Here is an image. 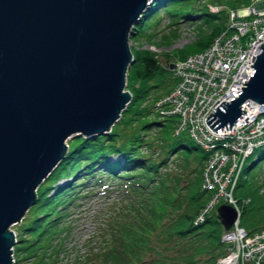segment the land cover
<instances>
[{
    "label": "water",
    "instance_id": "obj_1",
    "mask_svg": "<svg viewBox=\"0 0 264 264\" xmlns=\"http://www.w3.org/2000/svg\"><path fill=\"white\" fill-rule=\"evenodd\" d=\"M155 1L0 0V264H13L12 225L36 203L67 140L109 133L127 107L130 34ZM261 46L239 96L208 115L214 130L231 128L247 99L264 110ZM217 210L229 229L236 207L221 203Z\"/></svg>",
    "mask_w": 264,
    "mask_h": 264
},
{
    "label": "trees",
    "instance_id": "obj_2",
    "mask_svg": "<svg viewBox=\"0 0 264 264\" xmlns=\"http://www.w3.org/2000/svg\"><path fill=\"white\" fill-rule=\"evenodd\" d=\"M217 1H221L218 4L222 6L218 11H212L207 3V10L183 14L179 11L182 0H156L147 6L130 36L137 37L143 30H148V23L161 9L171 16L178 15L173 23L182 18H200L208 24L218 19L204 36L178 49V57L201 50L228 26L225 21H228V5L237 7L252 2ZM203 15L206 17L201 19ZM133 54L135 60L127 73V88L132 97L127 107L109 133L95 137L80 135L69 140L65 156L38 186L37 201L30 207V215L20 224V235L15 244L18 262L39 257V264H54L47 260L51 256L47 249H51L54 236L59 232L62 211L74 199L71 193L75 188L100 172L98 181L106 182L105 173L115 179H124L129 189L140 197L135 210H130L125 221H121L116 236L120 241L114 249L103 253L102 264H214L227 252L229 245L222 239L226 229L217 206L208 209L213 189L201 185L208 153L187 130L175 133L179 121L177 115H162L154 108V101L170 91L176 82L171 62L164 65L158 56L146 50L133 51ZM156 126L160 128L163 149L158 158L153 153L159 146H155L153 140L144 141L145 130ZM148 148L149 152H146ZM180 149L200 151L190 156L195 165L189 176H193L183 185L181 176L159 168L167 164L170 152ZM253 154L255 157L251 162L246 160L234 190L240 223L248 231L264 228V179H261V170L256 169L258 162L264 159V143L256 147ZM110 155L119 156L111 158ZM79 175H82L80 179L74 181ZM64 178L69 179L61 184L59 181Z\"/></svg>",
    "mask_w": 264,
    "mask_h": 264
},
{
    "label": "built area",
    "instance_id": "obj_3",
    "mask_svg": "<svg viewBox=\"0 0 264 264\" xmlns=\"http://www.w3.org/2000/svg\"><path fill=\"white\" fill-rule=\"evenodd\" d=\"M214 11L221 5L210 6ZM264 43V0H252L228 9V26L205 48L175 60L176 82L155 102L162 115H177L175 133L187 130L208 153L204 167L205 186L214 191L212 203L223 201L236 207L238 217L222 239L229 245L214 264H264V228L248 231L240 223L234 195L244 164L264 143V110H253L251 99L242 103L246 111L231 125L217 129L207 117L223 101L239 96L246 85ZM209 207V206H208ZM13 228V227H12ZM15 238L18 240V234ZM15 245L13 264H18Z\"/></svg>",
    "mask_w": 264,
    "mask_h": 264
},
{
    "label": "rangeland",
    "instance_id": "obj_4",
    "mask_svg": "<svg viewBox=\"0 0 264 264\" xmlns=\"http://www.w3.org/2000/svg\"><path fill=\"white\" fill-rule=\"evenodd\" d=\"M182 2L183 3H179V11L183 14L187 12L200 13L203 10H207V6H205L207 3H209L208 6L210 9L211 5H220L218 3H221V1L217 0H182ZM230 7L232 6L228 5L227 10ZM211 10L214 11L213 9ZM222 14L226 17L225 13ZM177 17L178 15L171 16L165 9H161L157 16L148 23L150 24L148 30H143L137 37L132 38L130 36L129 44L132 52L140 50L149 51L158 56L164 65H167L169 62H175V60L179 58L178 49L204 36L210 30L211 24L219 21L216 19L208 24L200 20V18L194 20L182 18L180 22L173 23V20H176ZM204 17H206V15H203L201 19ZM225 21L228 23L227 20ZM149 31L151 32L149 33ZM151 34L153 35L151 36ZM126 87L128 86L126 85ZM154 108L156 111L158 110L155 106V101ZM159 130V126H156L149 130H145L144 133V141H148V139L153 140L155 146H159L153 153V156L156 158L163 154ZM74 137L75 136L68 140ZM143 148L147 147L143 146ZM146 152H149V148L146 149ZM194 153L198 154L200 151H188L187 149L174 150L168 155L167 164L160 165L159 168L161 171H166L168 174L170 172L171 174L174 173L181 176V184H186L185 181L193 176L189 175L191 168L195 165L194 160H192L193 158L190 157L194 155ZM118 156L119 155H110L111 158H116ZM188 156L189 158H187ZM254 157L255 154L251 155L248 158V162H251ZM186 163L188 164L186 165ZM205 165H207L206 161H204V167ZM256 169L259 170V172L261 170V179L263 180L264 159L258 162ZM98 175H101V172L96 174L92 180L83 184L80 183L71 193L74 199L68 203V206L62 211L61 218L59 219V232L55 234L52 241V252L50 253V248L47 249L49 252L48 255L51 254L50 257H47V260L51 263L102 264L101 259L103 253L106 250L114 249L113 247L115 244L120 241V238H116V236L120 232L121 221H125L127 216H129L130 210H135L134 207L137 205L136 203L140 200V197L129 189L124 179H115L105 173L103 177L106 182L103 183L97 180ZM81 176L82 175L76 176L74 181H78ZM202 176L201 185L202 187H206L204 184V170ZM68 179L69 178H64L59 182L61 184L65 183ZM237 183L238 181L236 185ZM208 189L210 190L211 188ZM36 192L38 195L39 189H36ZM211 201L212 200H210L208 204V209L216 206L218 207L219 204L225 203L220 201L211 204ZM29 209L25 213V216L30 215L31 212ZM208 209L206 208L205 210ZM133 218L134 216L132 219ZM22 221L23 219L12 225L19 235ZM18 264H39V257L24 259Z\"/></svg>",
    "mask_w": 264,
    "mask_h": 264
},
{
    "label": "bare ground",
    "instance_id": "obj_5",
    "mask_svg": "<svg viewBox=\"0 0 264 264\" xmlns=\"http://www.w3.org/2000/svg\"><path fill=\"white\" fill-rule=\"evenodd\" d=\"M131 35V34H130ZM124 90H126V88L124 89ZM69 140H67V142H68Z\"/></svg>",
    "mask_w": 264,
    "mask_h": 264
}]
</instances>
